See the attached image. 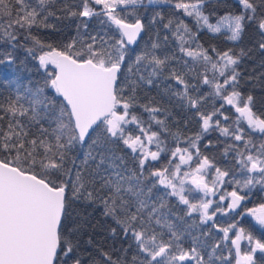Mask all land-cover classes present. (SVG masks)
Listing matches in <instances>:
<instances>
[{
	"label": "snow or ice",
	"instance_id": "obj_1",
	"mask_svg": "<svg viewBox=\"0 0 264 264\" xmlns=\"http://www.w3.org/2000/svg\"><path fill=\"white\" fill-rule=\"evenodd\" d=\"M163 2L171 0H148L149 4ZM237 2L241 11L227 13L216 23L204 13V0H176L173 7L184 17L193 18L198 29L207 28L212 33L227 29L231 41L241 37L245 21H255L264 33V0ZM50 3L52 0H36V6L32 7L27 0H0V42L14 48L24 30L28 33L26 38L34 43L27 50L30 54L39 52L35 58L40 67L54 66L42 86L17 91L14 98L0 103V264H230L233 250L235 264H257L255 254L264 253V239L238 227V222L221 227L214 220L218 213L237 212L257 185L264 191V141L257 145L252 139L256 133L264 136V118L253 111V97L245 98L237 89L240 77L237 66L245 55L243 50L235 54L231 49L219 52L213 48V57L198 43L197 33L185 19L176 14L166 18L157 11L150 23H160L169 30L185 58L175 52L159 55L162 44L157 40L129 59V46L138 43L146 30L142 17L135 13L136 6L144 0H80L81 10L70 11L69 15L103 16L116 37L107 33L101 37L92 35L80 41L79 49L76 39L58 49L31 35L34 27H51L46 23L55 16L48 7ZM128 16L133 17L132 22ZM163 40L166 44L169 37L166 35ZM259 47L264 49V43ZM4 55L8 62L13 60L11 52ZM174 63H179L180 68L170 67ZM198 66L202 70L198 71ZM165 71L166 79L182 86L175 95L193 112L199 131L184 137L186 147L180 146L181 132L172 134L177 146L171 150V157L178 162L169 159L164 167L153 169L151 162L158 161L166 149L162 146L161 132L152 130V122L163 126V132L169 129L164 120L157 118L160 108L139 104L137 90L144 84L152 85ZM189 78L197 79L211 91L199 94L198 86L190 84ZM46 90L52 92V97L46 95ZM210 96L219 97L235 108L239 114L233 122L235 127L216 119L219 115L228 121L229 117L221 111L224 104L211 112L202 110ZM137 106L150 114L147 127L134 111ZM24 117L27 123L23 122ZM45 120L48 127L41 123ZM241 121H246L247 131ZM36 125L39 134L32 135L31 129ZM131 125L137 127L139 134L129 131ZM210 130L231 137L232 143L224 154H235V171L222 170L201 153L198 142ZM117 141L134 154V168H127L123 157L111 155L108 145ZM153 144L155 151L150 148ZM77 145H88L79 164L70 155ZM92 163L95 168H91ZM193 163L195 167H191ZM182 166H189L190 170L183 171ZM212 168L215 175L210 187L206 177ZM237 174L242 179H237ZM226 182L235 187L219 199L228 198L230 202L226 208L219 204L213 208V200L207 197L215 195L217 185ZM189 183L203 194L196 202L186 195L193 192L192 187H187ZM157 186H163L165 195L177 197L186 206V216L191 218L198 213L200 224L212 221V227L194 235L198 225L193 222L181 230L170 219V211H165L164 198H153ZM243 190L247 191L241 194ZM81 198L93 202L99 199L105 206L104 214L116 224L111 233L115 236L119 229L124 237H131L135 243L131 260L126 255L114 258L98 244L91 250L84 248L78 237L79 229H65L64 221L72 202ZM245 213L264 228V203L237 214ZM213 228L223 236L210 244ZM233 231L235 236L230 237ZM229 240L232 247L228 248V255L218 254L222 242ZM241 241H247V250L242 251ZM92 243L88 241L89 245Z\"/></svg>",
	"mask_w": 264,
	"mask_h": 264
},
{
	"label": "trees",
	"instance_id": "obj_2",
	"mask_svg": "<svg viewBox=\"0 0 264 264\" xmlns=\"http://www.w3.org/2000/svg\"><path fill=\"white\" fill-rule=\"evenodd\" d=\"M28 4L32 7L36 6V0H27ZM176 0H171V3H154L149 4L148 0H144L142 5L136 6L135 13L137 16L142 17L143 22L146 25L142 38L139 43L128 49L127 57L134 59L135 56L140 53L145 46L151 45L153 41H157L162 44V48L158 50L159 55L165 53L171 54L175 52L181 59L183 54L178 51V41L175 37L171 36L169 30L163 29L162 24H151V17L157 11L164 13L165 17H169L176 14L189 25L193 32L198 35V43L202 44L205 49H208L209 54L215 57V53L212 49L215 48L219 52L231 49L233 53L239 54L241 50L245 55L241 56L237 70L240 73L239 83L237 89L246 98L248 95L253 97V111L264 118V49L259 47L260 43H264V33H262L255 21H245L244 31L241 37L237 41H231L227 37L230 35L227 29H222L220 33H212L207 28H197L193 18L184 17L182 13L177 12L173 5ZM67 5V9H65ZM49 9L55 13V16L49 17L46 21L51 27L32 28L31 35L39 38L44 44L52 45L55 48L62 49L66 44L70 43L73 39L77 40L76 49L81 47L80 41L87 40L88 37L96 35L97 37L104 36L107 33L109 37H116V33L112 26L105 21L103 16H93L91 18H83L79 15L70 16V11L79 12L81 10L80 0H52V3L48 5ZM96 7V6H94ZM203 11L206 15H209L210 21L216 23L221 16L227 13L238 14L241 11V5L237 0H204ZM259 12V9H258ZM126 13H122L125 15ZM129 21H132L133 17L128 16ZM103 21V22H102ZM166 22V20H165ZM87 24V28L84 25ZM169 37V42L164 43V36ZM28 37V33L21 30V34L18 37L16 47H12L7 43L0 42V103H6L9 97L14 98L17 91L24 92L25 88L35 89L37 86H42L44 79L48 72L53 70L54 66L49 65L47 69L40 67L38 59L35 57L39 55V52L30 54L28 48L34 46L33 41ZM118 38V37H117ZM195 47V44L192 45ZM45 51L47 48L44 49ZM11 52L13 60L8 62L5 59V53ZM191 61V58H187ZM170 67L180 68L179 63H174ZM198 71L202 70L197 68ZM209 75L211 73L209 72ZM168 76L165 71L163 76H160L154 80L152 85L144 84L137 90V96L140 105L147 104L150 107L160 108L161 111L157 113V118L164 120L169 132H163L160 125L152 122V130L161 132V140L164 141L162 145L165 147V151L161 153L158 161H152L150 167L162 168L168 164L169 159H173V162H178L175 158L171 157V150L176 145L174 139V133L178 131L183 135L180 138V146L186 147L187 144L184 141V137L191 136L193 133L199 131L198 120L193 118V112L189 110L186 103H184L175 93L182 90V86L178 87L176 82L172 79H166ZM223 78H221L222 80ZM190 84H195L199 88V94L209 93L211 89L206 85H200L197 79L189 78ZM231 91V89H229ZM194 95L196 93H193ZM227 94V93H225ZM46 95L52 97V92L46 90ZM224 101L219 97L210 96L205 104L202 106V110L206 112L213 111L214 108H220ZM137 115H140L145 121V127L148 126V122L151 120L150 114L142 107L137 106L134 109ZM224 116L229 117L228 121H224L222 116H217L216 119H220L221 123L225 126L235 127L234 121L239 115L235 112V108L231 105L224 104V108L221 109ZM23 122L27 123V117L22 118ZM3 123L6 125L7 118ZM45 127H48L47 121H41ZM247 131L246 121H241ZM39 125L34 126L31 129L32 135H38ZM129 131L133 135L139 134L135 125L129 126ZM253 142L257 145L261 141H264V136L259 133L252 135ZM209 141L211 143L209 144ZM201 153L208 156L213 163L220 167L222 170H236L234 153H229L225 156V148L232 143L231 137H225L221 135L219 130H210L202 136V139L198 142ZM108 147L111 149V155L113 157H123L127 168H134V154L127 149L121 141L110 143ZM242 147V145H241ZM153 151L156 150L155 144L151 145ZM88 151V145H77L75 150L70 154L76 158L77 164L84 158V153ZM108 155V153H106ZM98 159V158H97ZM117 163L120 161L117 160ZM193 165H195L193 163ZM91 168H95V163L91 164ZM147 175V171L145 172ZM215 175V169H209L206 180L211 184V180ZM237 179H242L237 174ZM226 180L228 178H225ZM99 183L96 187L99 188ZM187 187H192L193 192L187 193L188 198L193 202H196L202 197V193L195 190L194 186L190 183ZM234 184L224 183L220 184L219 193H228L233 190ZM170 191V190H169ZM247 190H243L242 193ZM153 198L163 197L167 203L166 212L171 213L170 219H174L178 227L182 230L186 224H192L193 222L198 225L194 229L193 234H199L201 231H207L212 227L213 222L209 221L207 225H201L199 222V214L194 213L191 218L185 215L187 208L181 204L177 197L165 195V189L163 186H157L153 189ZM227 199V198H226ZM226 203V202H225ZM216 199L213 208L217 204L221 207H227V205ZM264 203V191L257 185L252 189L250 195L249 204L251 206ZM237 212H229L227 214L218 213L214 218L215 223L221 227H227L233 222H238V227L246 228L257 239H264V228H261L255 220L249 215H238ZM105 206L99 200L88 201L81 198L72 202L69 209V215L64 221V227L66 230L72 228H78V237L82 247L91 250L97 244L101 246L105 251L113 254L114 258L118 256L126 255L129 260L135 254V243L131 237H124L123 233L117 229V234L114 236L111 233V228L116 227V224L111 216H106ZM183 218V219H180ZM232 233V234H231ZM231 236L235 235V231L231 232ZM223 233L218 229L213 228L212 236L208 240V243H214L217 240H221ZM91 240L93 243L88 244ZM189 241H185V247L188 246ZM131 244V248L129 245ZM232 247L229 241L222 242L221 253L224 256L228 255V248ZM249 245L247 241H241L242 251L247 250ZM125 249L127 251L125 252ZM255 260L257 264H264V253L257 251L255 254ZM230 264H235V254L233 250L232 257H229Z\"/></svg>",
	"mask_w": 264,
	"mask_h": 264
},
{
	"label": "rangeland",
	"instance_id": "obj_3",
	"mask_svg": "<svg viewBox=\"0 0 264 264\" xmlns=\"http://www.w3.org/2000/svg\"><path fill=\"white\" fill-rule=\"evenodd\" d=\"M150 148H151V146H150ZM151 150H153V149H151ZM191 167H195V165H191ZM182 170L183 171H189L190 170V168H189V166H182ZM209 186H212L210 183H209ZM219 188H220V184L219 185H217V191H216V193H215V195H212V194H210L207 198L208 199H212L213 200V202H215V200L216 199H219L220 198V196L221 195H226V194H224V193H219ZM252 207H256V206H251V207H248V208H252ZM245 211V210H244ZM245 214H247V213H245ZM248 215V214H247ZM250 216V215H249ZM253 218V217H252ZM230 236H231V234H230ZM235 236V235H234ZM234 236H232V237H234Z\"/></svg>",
	"mask_w": 264,
	"mask_h": 264
},
{
	"label": "flooded vegetation",
	"instance_id": "obj_4",
	"mask_svg": "<svg viewBox=\"0 0 264 264\" xmlns=\"http://www.w3.org/2000/svg\"><path fill=\"white\" fill-rule=\"evenodd\" d=\"M230 192V191H229ZM243 194V193H242ZM220 200V199H219ZM249 201H250V197L248 198V200L246 202H244V205L243 207H241L240 209H238L237 211H240V212H244V210L248 207H251V204H249ZM226 202V203H225ZM230 202V200L227 198L223 201V203H225L226 205ZM253 206H257V205H253ZM247 215V214H245Z\"/></svg>",
	"mask_w": 264,
	"mask_h": 264
},
{
	"label": "water",
	"instance_id": "obj_5",
	"mask_svg": "<svg viewBox=\"0 0 264 264\" xmlns=\"http://www.w3.org/2000/svg\"><path fill=\"white\" fill-rule=\"evenodd\" d=\"M129 22H132V21H129ZM144 33V32H143ZM143 33L141 34V36L139 37V39H138V43H139V41H140V39H141V37H142V35H143ZM138 43H136V44H133V45H130V47H134V46H136ZM246 202V201H245Z\"/></svg>",
	"mask_w": 264,
	"mask_h": 264
}]
</instances>
